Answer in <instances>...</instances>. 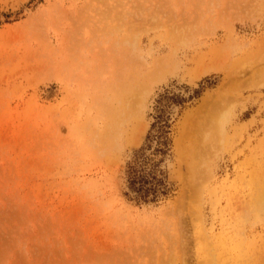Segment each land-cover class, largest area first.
Wrapping results in <instances>:
<instances>
[{"label":"rangeland","instance_id":"obj_1","mask_svg":"<svg viewBox=\"0 0 264 264\" xmlns=\"http://www.w3.org/2000/svg\"><path fill=\"white\" fill-rule=\"evenodd\" d=\"M0 264H264V0H0Z\"/></svg>","mask_w":264,"mask_h":264},{"label":"trees","instance_id":"obj_2","mask_svg":"<svg viewBox=\"0 0 264 264\" xmlns=\"http://www.w3.org/2000/svg\"><path fill=\"white\" fill-rule=\"evenodd\" d=\"M203 90H195L188 99L176 97V102L184 105L201 97ZM157 103L160 104V100ZM173 122L163 109H158L142 146L133 151L124 169L126 195H130L139 205H157L170 199L175 185L170 182L167 161L172 158Z\"/></svg>","mask_w":264,"mask_h":264},{"label":"bare ground","instance_id":"obj_3","mask_svg":"<svg viewBox=\"0 0 264 264\" xmlns=\"http://www.w3.org/2000/svg\"><path fill=\"white\" fill-rule=\"evenodd\" d=\"M211 99V98H210ZM208 100V98H206L205 100H204V102H203V105L205 104V103H208V102H206ZM202 105V106H203Z\"/></svg>","mask_w":264,"mask_h":264}]
</instances>
